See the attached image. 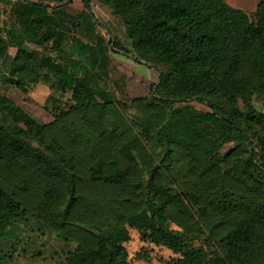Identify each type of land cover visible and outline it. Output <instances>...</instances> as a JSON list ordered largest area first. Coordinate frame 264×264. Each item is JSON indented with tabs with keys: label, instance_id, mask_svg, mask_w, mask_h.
Here are the masks:
<instances>
[{
	"label": "trees",
	"instance_id": "1",
	"mask_svg": "<svg viewBox=\"0 0 264 264\" xmlns=\"http://www.w3.org/2000/svg\"><path fill=\"white\" fill-rule=\"evenodd\" d=\"M38 1L28 2L19 10L20 17L27 20L24 34L41 45L53 41L60 52L68 39L69 57L76 58L68 62L52 54L28 52L22 46L16 56H11L8 44L0 36V63L13 67L8 79L14 84L28 85L49 72L59 89L71 90L74 103L56 112V122L62 125L59 132L70 135L74 131L79 145L106 150L88 168L103 198H109L108 192L117 185L128 189L118 200L127 211H119L116 220L138 229L145 240L178 254L171 264H264V237L260 234L264 228V162L257 161V153L243 158L245 179L241 178L239 183L218 182L220 188L209 190L203 197L201 213H219L231 224L221 236L222 255L213 258L203 246H195L187 232L171 226V216L178 218L190 214V210L183 195L166 178L160 183L152 181V194L143 198L132 193L135 192L130 181L135 161L132 149L139 153L144 149L141 144L135 146L130 138H122L129 129L115 118L112 104L116 98L107 84L102 83L109 58L104 39L100 37L95 44L77 34L83 21L74 25L70 34L63 30L60 20L49 9L70 0ZM105 1L125 20L134 51L164 64L151 94L135 100L168 107L187 103L195 95L203 96L218 86L229 88L235 83L236 71L245 57L261 69L258 89L264 96V0L254 17L227 0ZM84 3L87 12L84 23L95 30L91 0ZM110 43L113 49L132 55V49L118 40L111 39ZM242 89L239 84L236 86V92ZM209 103L211 112H201L187 104L174 108L158 135L164 142L187 150L191 159L210 170L215 166L214 155L227 141L233 137L249 138L244 123L254 132H257L256 124L264 129V112L250 99L246 111L236 104L227 107L218 101ZM0 117V230L21 213L51 217L63 227L61 236L65 241L77 242L76 248L59 264H130L125 246L129 234L125 228L101 227L90 235L66 225L68 210L60 206L64 187L69 190L72 206L78 199L69 178L77 161L72 147L59 138L52 139L48 152L35 147L28 138L39 136L42 125L1 90ZM90 129L100 136L92 143L88 136ZM106 154L113 157L111 161ZM32 191L39 192L37 206L32 204ZM189 195L193 202L201 199L199 193L189 192ZM93 210L87 204L79 215L85 216L88 211L105 216V210L95 208L98 213ZM235 212L241 213V217L237 219Z\"/></svg>",
	"mask_w": 264,
	"mask_h": 264
},
{
	"label": "rangeland",
	"instance_id": "2",
	"mask_svg": "<svg viewBox=\"0 0 264 264\" xmlns=\"http://www.w3.org/2000/svg\"><path fill=\"white\" fill-rule=\"evenodd\" d=\"M227 1L232 6L244 10L251 17H254L261 2V0ZM28 2L40 3L38 0H0V36L8 44V53L16 56L22 46L28 52H38L41 55L52 54L59 60L68 62L74 60L76 57H69L70 40L67 39L63 52H60L54 47L53 41L41 45L24 34V25L27 20L20 17L19 10L24 9ZM51 5L54 3L51 2ZM57 5L58 7L55 9L51 7L49 11L60 20L67 34H70L69 30L74 25L78 26V22L83 21V24L78 26L77 34L95 44L101 37L108 45L109 58L102 83L107 84V89L116 98V102L112 104L115 118L126 123L129 129L125 135L119 129L123 134L122 138L128 137L135 146L141 144L144 149L142 153L132 149L135 154L133 169L130 172V181L135 187V192L132 193L143 198L152 194V181L160 183L166 178L169 184L183 195L190 210V214H184L178 218L171 216V226L187 232L195 246H203L210 256L218 258L223 252L221 236L231 227V224L219 213H201L200 205L203 203V197L214 189L220 188L221 182L239 183L241 178H246L242 170L244 157L256 152L257 161L264 162V129L256 124L257 132H254L244 123L249 138L233 137L227 141L214 155L215 166L210 170L191 159L184 148L161 140L158 131L170 112L185 104L201 112H211L209 102L212 100L227 107L236 104L246 111V102L250 99L257 109L264 112V96L258 89L262 80L261 69L254 61L245 57L236 71L235 83L229 88L218 86L219 88L215 87L212 92H207L203 96L195 95L187 103H176L168 107L151 104L145 100L138 101L134 98L151 94L153 86L159 82L164 64L143 58L134 51L125 20L111 3L105 0H91L95 30L89 29L84 23V18L87 16L84 0H70ZM111 39L118 40L123 46L132 49V55L113 49ZM33 66L35 67L34 64ZM12 68L11 65L0 63L1 92L14 100L42 125L41 134L28 138V141L44 152H48L53 138L64 139L76 154V166L71 171L74 174L72 173L73 175L69 178L73 180L74 193L78 199L72 206L69 190L65 187L60 196L62 210H68L66 225L71 224L90 235L97 233L101 227L113 228L119 225L129 234L125 246L130 264H171L178 254L166 246L145 240L138 229L116 220L119 211H127L124 204L120 202L118 204V200L128 193V189L123 190V186L117 185L108 192L109 198H103L104 195L96 189L98 186L91 180L88 164L106 150L85 147L82 144L80 146L76 142L78 137L74 135V131H71L70 135L68 132H59L62 125L56 122V112L61 108L67 109L74 103L71 90L59 89L49 72L40 80L29 82L28 85L14 84L8 79ZM238 84L243 89L236 92ZM80 126L82 128V125ZM60 130L62 131V128ZM88 136L90 143L100 137L91 129ZM106 156L109 161L113 158L109 154ZM159 175L163 178H158ZM189 192L199 193L200 201L193 202ZM31 197L32 204L39 205V192L32 191ZM87 204L93 206L94 210L95 208L105 210L106 213H103L105 216H97L88 211H85V216H80V210ZM94 210L93 213L96 212ZM233 215L238 219L242 214L235 212ZM62 230L63 227L58 222L52 221L51 217L44 218L40 215L21 213L7 228L0 230V264H59L77 246L76 241L63 239ZM260 234L264 237V228L260 229Z\"/></svg>",
	"mask_w": 264,
	"mask_h": 264
}]
</instances>
